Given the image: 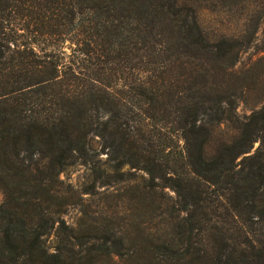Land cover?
Returning a JSON list of instances; mask_svg holds the SVG:
<instances>
[{
	"label": "trees",
	"instance_id": "trees-1",
	"mask_svg": "<svg viewBox=\"0 0 264 264\" xmlns=\"http://www.w3.org/2000/svg\"><path fill=\"white\" fill-rule=\"evenodd\" d=\"M202 7L0 0V264H264V105Z\"/></svg>",
	"mask_w": 264,
	"mask_h": 264
},
{
	"label": "rangeland",
	"instance_id": "rangeland-1",
	"mask_svg": "<svg viewBox=\"0 0 264 264\" xmlns=\"http://www.w3.org/2000/svg\"><path fill=\"white\" fill-rule=\"evenodd\" d=\"M226 2L203 0V7L199 12L200 20L206 31L210 35L214 34L215 40L227 39L242 49L231 70V80L234 81V88L236 85L238 95L233 114L238 116V120H243L245 116L264 105V0ZM258 144V140L254 141L251 152ZM101 157L104 158L105 154H101ZM60 178L86 199L88 194L81 192L88 190L92 183L87 165L77 163L70 166L60 173ZM122 185L118 184L117 187ZM105 188L106 186L97 187L100 191ZM168 192L173 194L171 190ZM93 199H96V196ZM1 200L0 189V202ZM89 202L79 201L75 208H69L65 218L74 221L80 216L78 209Z\"/></svg>",
	"mask_w": 264,
	"mask_h": 264
}]
</instances>
